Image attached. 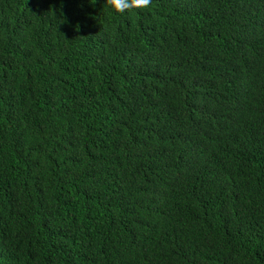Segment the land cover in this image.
<instances>
[{
  "label": "trees",
  "instance_id": "trees-1",
  "mask_svg": "<svg viewBox=\"0 0 264 264\" xmlns=\"http://www.w3.org/2000/svg\"><path fill=\"white\" fill-rule=\"evenodd\" d=\"M0 264H264V0H0Z\"/></svg>",
  "mask_w": 264,
  "mask_h": 264
},
{
  "label": "clouds",
  "instance_id": "clouds-1",
  "mask_svg": "<svg viewBox=\"0 0 264 264\" xmlns=\"http://www.w3.org/2000/svg\"><path fill=\"white\" fill-rule=\"evenodd\" d=\"M95 2L96 0H89V3ZM151 3L152 0H107L108 7L121 14L134 9H146Z\"/></svg>",
  "mask_w": 264,
  "mask_h": 264
}]
</instances>
